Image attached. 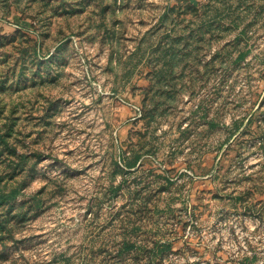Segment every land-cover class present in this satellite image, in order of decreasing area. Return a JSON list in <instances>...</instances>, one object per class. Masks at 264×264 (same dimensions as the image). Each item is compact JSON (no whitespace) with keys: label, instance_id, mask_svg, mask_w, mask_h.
Segmentation results:
<instances>
[{"label":"rangeland","instance_id":"374dc122","mask_svg":"<svg viewBox=\"0 0 264 264\" xmlns=\"http://www.w3.org/2000/svg\"><path fill=\"white\" fill-rule=\"evenodd\" d=\"M0 197V264H264V0H0Z\"/></svg>","mask_w":264,"mask_h":264},{"label":"trees","instance_id":"16d2710c","mask_svg":"<svg viewBox=\"0 0 264 264\" xmlns=\"http://www.w3.org/2000/svg\"><path fill=\"white\" fill-rule=\"evenodd\" d=\"M13 193L8 194L7 196H11ZM5 197H0V202L4 199Z\"/></svg>","mask_w":264,"mask_h":264}]
</instances>
